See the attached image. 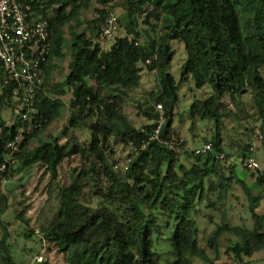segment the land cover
Listing matches in <instances>:
<instances>
[{
	"label": "trees",
	"instance_id": "1",
	"mask_svg": "<svg viewBox=\"0 0 264 264\" xmlns=\"http://www.w3.org/2000/svg\"><path fill=\"white\" fill-rule=\"evenodd\" d=\"M18 1L30 5L35 16H49L50 52L31 128L20 134L0 119V164L4 156L10 159L0 172L1 262L16 264L2 219L8 209L2 184L15 162L16 171L37 166L55 180L62 162L74 158L78 163L59 189L56 211L39 233L45 249L53 246L66 264H196L194 259L214 264L222 249L235 262L242 254L263 250L264 213L256 211L262 194L253 186L264 185V175L246 184L238 177L241 166L231 161L254 156L255 149L242 144L237 157L231 155L222 146L221 130L223 117L232 113L223 112L227 98L258 123L264 154V0H122L126 12L116 17V28L123 32L109 40L108 49L97 37L114 0ZM92 1L97 16L89 14ZM173 40L185 47L182 80L192 78L205 95L193 102L190 117L216 124L206 142L211 151L204 154L187 149L172 126L178 100V85L168 72ZM66 41L71 114L60 141L59 136H41L64 105L65 91L52 74L56 58L65 56ZM143 68L156 72L157 87L137 98L133 92L141 85ZM3 77L0 67V107L23 111ZM242 97L249 100L250 117ZM157 103L166 120L158 138L150 139ZM129 105L148 123L136 126L125 110ZM75 130L90 132V139L81 142ZM126 149L125 156L115 159L116 151ZM237 184L247 200L250 224L228 219L229 197ZM207 224L214 228L205 235Z\"/></svg>",
	"mask_w": 264,
	"mask_h": 264
},
{
	"label": "rangeland",
	"instance_id": "2",
	"mask_svg": "<svg viewBox=\"0 0 264 264\" xmlns=\"http://www.w3.org/2000/svg\"><path fill=\"white\" fill-rule=\"evenodd\" d=\"M96 3L92 1L90 16L95 14L93 8ZM110 12L117 18L126 12V5L122 0H114L110 5ZM141 15V14H140ZM145 13L141 15L144 19ZM155 22L154 19H151ZM123 30L116 28V33L122 34ZM68 40V39H66ZM68 41L64 45L65 56L63 58H56L54 61L57 68L52 74V81L63 87L65 95L62 97L64 105L61 107L59 114L47 127L46 132L41 136L45 138L47 134L53 137H62V129L70 117V98L71 93L65 80L71 67L69 66L70 53L68 50ZM113 41H110L105 49L110 48ZM170 46L174 51L170 68L168 72L174 77L178 85V100L174 107L173 114V128L182 139L186 141V148L194 151L197 148H202L204 144L210 140L212 134L215 132L216 124L213 120L209 119H195L190 117V108L196 99L204 97L203 90L195 89L194 81L192 78L182 80L181 70L186 60V52L184 44L181 41L173 40ZM157 87V75L155 71H148L143 68L141 85L133 92L137 98H144L147 93L152 92ZM246 111L252 114L250 109L249 100L242 97ZM227 107L223 112L230 113L229 116L223 117L224 126L221 130L223 136V148L233 156L237 154L239 147L243 144L251 143L254 146V157H256L261 172L244 169L243 167L237 168L238 177L246 184H252L256 181L257 176L264 175V154L263 145L259 139L255 138L256 131L260 130L258 123L252 118H247L244 114L239 112V109L231 106L228 99L225 98ZM125 110L132 122L136 126H141L148 123L147 119L137 114V110L132 105L126 106ZM21 116L20 111H12L10 108L0 107V119L5 121L8 127L14 126L18 130V121ZM240 116L242 119L240 120ZM77 139L85 142L90 139V132L85 130H75ZM40 139V138H38ZM38 139L36 140L38 142ZM33 141L30 148L36 145ZM128 149L124 152L118 150L115 152V159L120 156H125ZM237 157V156H236ZM78 163V159H66L58 168V176L55 180L51 179L49 174H44L43 171L37 169V166L30 168L25 167L22 170L16 171L17 163L12 169L10 178L6 179L2 184V191L8 201V209L3 214L2 219L7 232L9 233L8 243L11 244V252L16 264H66L63 262L62 257L56 252V249L51 246V249H45V243L39 238V233L49 225L58 203L59 189L65 186L71 176V169ZM228 165V161L225 162ZM254 192L262 194L261 205L256 209L260 214L264 213V185H254ZM232 195L229 197V222L231 224H239L243 219L250 224V217L247 213L248 204L245 196L242 193L240 185H234ZM218 215H215L214 220H218ZM206 223V222H205ZM214 225L206 226L205 235L209 234ZM32 234L26 236L29 230ZM204 233V231H203ZM2 231L0 227V240L2 239ZM237 239L234 238V241ZM202 247L205 243L202 241ZM209 258L213 259L214 254L206 250ZM224 250H221L220 259H217L214 264H264V249L255 252L252 256L241 255V261H234L227 255H223ZM0 250V259H1ZM196 264H207L200 259H194ZM0 264H3L0 260Z\"/></svg>",
	"mask_w": 264,
	"mask_h": 264
},
{
	"label": "built area",
	"instance_id": "3",
	"mask_svg": "<svg viewBox=\"0 0 264 264\" xmlns=\"http://www.w3.org/2000/svg\"><path fill=\"white\" fill-rule=\"evenodd\" d=\"M97 16V13L94 14ZM48 15L35 16L28 4L18 0H0V67L4 74V85H12L11 96L16 104H22L23 111L19 110L18 132L22 134L29 130L33 118L37 114L35 98L40 93L42 85V67L47 61L50 52V31ZM116 16L109 12L104 22L100 25L97 42L101 47H106L109 40L113 39L116 32ZM157 59V54L154 55ZM148 60L147 62H150ZM158 114L156 126L150 139H157L166 120L161 103L155 105ZM255 137L262 138L261 132L256 131ZM176 144L175 140L170 141ZM211 144L205 143L202 148L195 149V154L200 155L211 151ZM254 150V147H251ZM10 159L4 156L0 164L3 172ZM231 161L250 170H260L259 163L254 156Z\"/></svg>",
	"mask_w": 264,
	"mask_h": 264
},
{
	"label": "clouds",
	"instance_id": "4",
	"mask_svg": "<svg viewBox=\"0 0 264 264\" xmlns=\"http://www.w3.org/2000/svg\"><path fill=\"white\" fill-rule=\"evenodd\" d=\"M260 131V130H259ZM256 134V133H255ZM255 136V135H254ZM256 138V137H255ZM257 139V138H256ZM258 140V139H257ZM260 140V139H259ZM248 169V168H247ZM250 170V169H249ZM254 171V170H253ZM255 172H261V170H257Z\"/></svg>",
	"mask_w": 264,
	"mask_h": 264
}]
</instances>
